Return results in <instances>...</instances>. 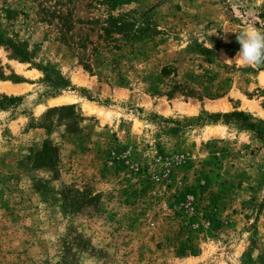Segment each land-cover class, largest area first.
Here are the masks:
<instances>
[{
  "label": "rangeland",
  "instance_id": "1",
  "mask_svg": "<svg viewBox=\"0 0 264 264\" xmlns=\"http://www.w3.org/2000/svg\"><path fill=\"white\" fill-rule=\"evenodd\" d=\"M253 25L264 0H0V264H264Z\"/></svg>",
  "mask_w": 264,
  "mask_h": 264
},
{
  "label": "clouds",
  "instance_id": "2",
  "mask_svg": "<svg viewBox=\"0 0 264 264\" xmlns=\"http://www.w3.org/2000/svg\"><path fill=\"white\" fill-rule=\"evenodd\" d=\"M236 33L237 41L241 47L236 54L235 61L239 60L243 65L247 66L264 64V30L253 25L245 27Z\"/></svg>",
  "mask_w": 264,
  "mask_h": 264
},
{
  "label": "trees",
  "instance_id": "3",
  "mask_svg": "<svg viewBox=\"0 0 264 264\" xmlns=\"http://www.w3.org/2000/svg\"><path fill=\"white\" fill-rule=\"evenodd\" d=\"M44 12H45L44 17L46 19H48L49 21H51L50 18L53 17L55 14L49 10H46ZM106 22L109 25L108 27L103 28L106 35L110 36L112 32H116V33H121L122 36H128L129 23L127 22L125 15L122 14L119 17H115V16L110 15L107 18ZM5 43L9 46V48L11 49V52L14 55L21 56L22 61L28 60V55L26 54V52H23V50L20 49V47L17 46L15 43L11 42L10 40L6 41ZM31 63L35 67H37L38 69H41L43 71L44 70L47 71L46 76L49 77L50 72H48V70L46 68H41L37 63H34V62H31ZM4 98H8V97H6V96L2 97V99H4ZM21 98H22L21 96H12V97H9L8 99L9 100H20ZM1 105H3L2 100H0V106ZM62 108H65V106H62ZM233 115L242 116L244 119L246 118V116L243 112H231V113H224V114L216 113V114H211L210 117H214V118H217L220 116L229 117V116H233Z\"/></svg>",
  "mask_w": 264,
  "mask_h": 264
},
{
  "label": "bare ground",
  "instance_id": "4",
  "mask_svg": "<svg viewBox=\"0 0 264 264\" xmlns=\"http://www.w3.org/2000/svg\"><path fill=\"white\" fill-rule=\"evenodd\" d=\"M9 90L12 91V90H15V89H9ZM68 99H69V98H67V97H66V98H65V97H61V99L58 100V101H62V100L65 101V100H68Z\"/></svg>",
  "mask_w": 264,
  "mask_h": 264
}]
</instances>
